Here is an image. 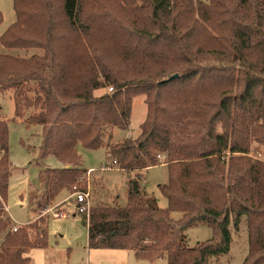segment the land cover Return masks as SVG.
<instances>
[{
  "label": "trees",
  "instance_id": "1",
  "mask_svg": "<svg viewBox=\"0 0 264 264\" xmlns=\"http://www.w3.org/2000/svg\"><path fill=\"white\" fill-rule=\"evenodd\" d=\"M13 9L0 46L45 51L0 52V89H13L15 117L37 108L24 122L41 128L38 156L62 164L38 171L42 190L31 191L30 200H42L45 210L60 190L82 191L77 147H104L131 173L128 201L82 214L89 247L208 264L229 250V226L245 215L249 249L241 264H264V162L250 155L264 145V0H13ZM31 83L35 98H21ZM103 87L110 90L94 94ZM140 94L146 111L139 133L111 141L112 129L128 127ZM7 135L0 117L4 201ZM161 163L169 175L158 185L164 208L140 187L143 171ZM4 210L0 203V264H29L26 251L47 245L46 221L12 230ZM197 222L214 235L187 246L183 230Z\"/></svg>",
  "mask_w": 264,
  "mask_h": 264
},
{
  "label": "rangeland",
  "instance_id": "2",
  "mask_svg": "<svg viewBox=\"0 0 264 264\" xmlns=\"http://www.w3.org/2000/svg\"><path fill=\"white\" fill-rule=\"evenodd\" d=\"M0 14L2 16L1 35L15 20L13 0H0ZM44 51V48L39 47L26 53L23 50L5 49L0 46V52L24 57H29L32 53L42 56ZM34 89L36 86L32 83L23 86L20 97L23 98L26 95L33 100L36 96ZM108 90H110L109 87L108 89L103 87L95 90L94 94ZM12 92L13 89H0V117L6 121L7 125V158L11 163L5 201L0 197V203L11 219V229L13 226L20 227L27 224L34 217L35 219L40 217L46 221L47 245L26 251L30 257L29 264H167L164 256L149 261L136 258L132 251L126 249L89 247L86 225L82 221V214L76 210L73 196L74 185L69 189L60 190L51 205L52 209L41 215L42 200L31 201L29 198L31 191L38 195L42 190L38 182V171L44 166L53 168L62 164L53 155L39 158L41 128L37 124L24 122V117L28 113L36 112L37 108L34 110L29 108L26 110L27 113L23 110V117L21 115V117H15ZM144 97V94L133 96L129 125L126 129H112L111 141L117 142L123 138L137 136L146 111ZM198 106L207 108L208 104L202 102ZM261 149L259 152L253 151L250 155L253 159L264 162V145ZM77 150L81 157V168L88 172H85L84 178L80 180L81 184H76V186L88 192L90 207L96 205L126 206L128 201L127 180L131 173L120 169L117 164L110 169L104 168L106 163L112 159L104 147L86 149L79 145ZM157 157L161 161L166 159L165 155ZM168 179V168L161 163L144 170L143 180L140 183V187H143L147 194L157 199L161 208L168 207V200L160 192L158 185L165 184ZM53 212H63L66 215L57 217L53 215ZM36 214L40 216L37 217ZM170 215L174 219L181 217V213L177 210L171 211ZM229 231L231 236L229 250L220 255L210 256L208 264H241L245 259L249 249L246 216L240 217L237 227L230 225ZM183 234L186 245L191 247L211 238L214 231L206 223L197 222L185 228ZM2 236L3 234L0 237Z\"/></svg>",
  "mask_w": 264,
  "mask_h": 264
},
{
  "label": "built area",
  "instance_id": "3",
  "mask_svg": "<svg viewBox=\"0 0 264 264\" xmlns=\"http://www.w3.org/2000/svg\"><path fill=\"white\" fill-rule=\"evenodd\" d=\"M117 162L115 159H111L110 162H108L104 168L106 169H110L112 168L113 165H116ZM73 196L75 197V203H76V210L81 213L84 214L86 217H88L89 215V208H90V203H89V194L86 191H81V190H75L73 192ZM44 210V209H43ZM42 210L41 215L45 214L46 212L48 213L51 208H47L44 211ZM59 213H55L53 212V215L57 216ZM37 215V214H36ZM40 215H37V217ZM17 226H13L12 230H15Z\"/></svg>",
  "mask_w": 264,
  "mask_h": 264
},
{
  "label": "crops",
  "instance_id": "4",
  "mask_svg": "<svg viewBox=\"0 0 264 264\" xmlns=\"http://www.w3.org/2000/svg\"><path fill=\"white\" fill-rule=\"evenodd\" d=\"M108 162H110V161H108ZM108 162H107V163H108ZM107 163H106V164H107ZM86 172H88V170H86ZM49 207H50V206H49ZM51 209H52V206H51ZM65 215H66L65 213L60 212V213L57 215V217H58V216L63 217V216H65ZM54 216H55V215H54ZM34 219H35V217L32 219V221H33ZM30 222H31V221H30ZM130 251H132V250H130ZM132 252H133V251H132ZM133 254H134V252H133Z\"/></svg>",
  "mask_w": 264,
  "mask_h": 264
}]
</instances>
